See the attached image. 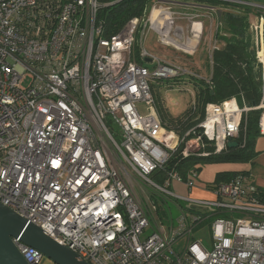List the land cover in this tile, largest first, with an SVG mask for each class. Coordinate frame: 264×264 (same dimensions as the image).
<instances>
[{
    "label": "built area",
    "instance_id": "1",
    "mask_svg": "<svg viewBox=\"0 0 264 264\" xmlns=\"http://www.w3.org/2000/svg\"><path fill=\"white\" fill-rule=\"evenodd\" d=\"M122 1L0 0V204L88 264H264V196L254 183L239 175L210 190L214 200H194L170 188L177 182L192 191L195 170L186 178L165 172L177 154L207 157V144L215 155L227 151L251 110L261 112L264 135V89L256 108H242L236 98L208 104L203 121L180 135L163 122L151 81L194 75L142 46L153 32L159 45L193 57L202 42H213L212 64L221 7L249 3L149 0L142 16L107 37L101 12ZM250 31L264 66V15ZM143 62H155V70ZM155 174L162 185L149 178ZM137 181L164 199L215 212L191 214L189 223L179 207L177 225L156 224L157 205L138 192ZM219 214L229 217L212 223L211 250L200 241L175 251ZM13 243L29 264L44 261L20 239Z\"/></svg>",
    "mask_w": 264,
    "mask_h": 264
},
{
    "label": "trees",
    "instance_id": "2",
    "mask_svg": "<svg viewBox=\"0 0 264 264\" xmlns=\"http://www.w3.org/2000/svg\"><path fill=\"white\" fill-rule=\"evenodd\" d=\"M252 3L250 0H242ZM264 4V0H258ZM149 0H123L109 8L103 9L100 18L106 23V36L112 37L118 34L124 26L134 17L142 16ZM211 3L219 5L218 2ZM255 9L248 5H224L219 11V19L222 24L217 34L219 50L213 53L212 64L207 56L210 72L209 79L198 77L195 73L194 86L197 89L195 96L196 111L190 108L179 118H169L166 124L178 134L184 135L188 130L197 127L205 117V108L208 104H218L236 98L239 106L256 108L260 106L263 98V68L256 58V47L250 31L249 16ZM243 12V13H242ZM183 67V66H182ZM185 68V67H184ZM189 73L193 71L185 68ZM192 78L193 76H189ZM261 112L251 110L244 115L242 132L238 139L237 149H228L227 152L215 155L214 148H205L203 153L207 157L191 156L187 159L177 154L166 167V174L176 171L183 178L193 170L206 164H247L255 156L254 145L260 136L259 119ZM245 141V146L243 142ZM183 147H181L182 150ZM180 150V151H181ZM164 172V173H165ZM162 173V174H164ZM161 174V173H160ZM245 173L224 172L216 175L215 182L200 187L210 193L216 187L232 182L239 175ZM161 175L155 174L160 179ZM180 185L189 191L184 185L173 182L172 186ZM199 183L197 182V188ZM264 196V192H261ZM190 198V195H188ZM180 203V202H179ZM183 208V204H177ZM186 209V208H183ZM190 212H193L191 209Z\"/></svg>",
    "mask_w": 264,
    "mask_h": 264
},
{
    "label": "rangeland",
    "instance_id": "3",
    "mask_svg": "<svg viewBox=\"0 0 264 264\" xmlns=\"http://www.w3.org/2000/svg\"><path fill=\"white\" fill-rule=\"evenodd\" d=\"M109 1L113 2L115 0H109ZM240 1L241 3L244 2L242 0ZM250 1L252 3H249L248 6H251L252 8L255 9L249 16L250 23H253L255 22V19L257 17L264 15V4L258 0H250ZM252 38L254 39L253 35ZM210 44H213V42L212 43H210L209 41L202 42V45L198 50V52L193 57H189L181 52H177L172 49H167L159 45L156 42L155 34L151 32L149 34V40L146 43L143 42L142 46L144 49L148 51L150 55L170 64L181 65L187 68L188 70L193 71L192 72L193 75H195L196 73L198 77L208 80L210 77V72L206 59H207V50L209 49ZM136 47H137V49L135 50L136 57L138 58V60H141L140 43H138ZM143 65L146 68H148L150 71L155 70L156 67L155 62L154 63L143 62ZM195 78L196 77L194 76L192 78H190L189 76H182L179 79L170 80V81L158 80V79H154L151 81V90L156 102V108L158 109L160 116L166 122V124H170L167 121L168 117L179 118L183 116L187 111H189L190 108H192L193 104L196 103L195 96H197V89L194 86L195 82L192 81L191 83V79H195ZM27 84L28 81L26 82V85ZM140 110L142 112H145L144 104L140 105ZM110 129L117 142L121 144V139L119 137L117 128L111 127ZM205 147L212 148L213 145L207 144L205 145ZM214 165H219V164H206L198 167L196 171V175H193L195 180L204 186L213 184L216 179L217 171H214L212 168L209 167ZM149 178L154 182L162 185L159 178H155L154 175L150 176ZM137 183H138V189H137L138 192H140L141 195H146L152 198V200H154V202L157 205L156 224L160 223L163 224L165 227H169L170 225L173 224L177 225L178 224L177 220L181 215V212L179 211V206H177V204H183L184 205L183 208H186L185 214L188 218L189 223H191V216H190L191 214H202L208 211L215 212V209L208 206H201V205L197 206L194 204H191L189 206V203H186L183 200L175 201L174 199L171 198H170L171 200L164 199L163 196L162 197L159 196L155 191L150 189L147 185H143L140 181H137ZM170 190L173 191L175 194L180 195L181 197H184L185 194L188 195V192H186L185 188L180 185L177 186L174 185L170 188ZM190 198L193 199L192 196H190ZM190 209L193 212H190L189 211ZM228 217L229 216L227 215L219 214L203 220L193 229V233L190 239H188V237H185L179 240V242L174 247L175 251L177 253H180L181 249H184L187 246V244L192 242H200V241L207 249L211 250L212 242H213V232L211 228L212 223L217 218L227 219ZM44 261H45L44 264H53L51 261H49L46 258L44 259Z\"/></svg>",
    "mask_w": 264,
    "mask_h": 264
},
{
    "label": "water",
    "instance_id": "4",
    "mask_svg": "<svg viewBox=\"0 0 264 264\" xmlns=\"http://www.w3.org/2000/svg\"><path fill=\"white\" fill-rule=\"evenodd\" d=\"M238 146L236 141L228 144L229 149H237ZM14 239H20L23 244L39 251L53 264H88L46 236L39 227L0 204V264H29L17 250Z\"/></svg>",
    "mask_w": 264,
    "mask_h": 264
},
{
    "label": "crops",
    "instance_id": "5",
    "mask_svg": "<svg viewBox=\"0 0 264 264\" xmlns=\"http://www.w3.org/2000/svg\"><path fill=\"white\" fill-rule=\"evenodd\" d=\"M196 12L201 11L198 10ZM262 68L264 75V66H262ZM254 153V158L247 164H219L211 166L209 168H212L214 171H217L216 175L224 172L245 173L244 176L247 177V180L251 183H254L261 190V192H264V135L260 134V136L256 139L254 145ZM201 185L202 184L199 183V187L194 188L190 194L188 193V195L192 196L194 200H214V194L205 191L203 188L200 187ZM188 195L185 194L184 197ZM44 262L45 261H43L42 264H44Z\"/></svg>",
    "mask_w": 264,
    "mask_h": 264
}]
</instances>
